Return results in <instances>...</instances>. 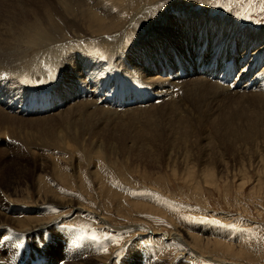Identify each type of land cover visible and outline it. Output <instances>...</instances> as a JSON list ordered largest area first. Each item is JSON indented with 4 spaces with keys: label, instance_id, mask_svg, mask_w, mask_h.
Listing matches in <instances>:
<instances>
[{
    "label": "rangeland",
    "instance_id": "1",
    "mask_svg": "<svg viewBox=\"0 0 264 264\" xmlns=\"http://www.w3.org/2000/svg\"><path fill=\"white\" fill-rule=\"evenodd\" d=\"M12 1L0 0L4 4ZM200 1L101 0L99 8L93 7L94 1L88 2L87 7L89 10L93 7L105 11L110 8L111 16L117 15L118 20L129 21L140 9H144L143 16H155L158 12L162 13L165 7L168 12L175 13L174 8L180 3L186 7L191 6L195 11L202 10L201 3H204V6L209 3L216 21L233 15L241 20L244 33L264 29V0ZM152 2L168 4L162 7L151 6ZM192 12L194 11L187 10V13ZM143 19L144 17L140 16L139 21ZM148 29L149 27H143L141 37ZM71 33L69 36L80 38L72 44L82 48L86 45L84 42L97 40L101 35L86 30L83 35L79 32L78 35L72 36ZM212 43L214 47L209 51L206 50L209 45L206 41L194 46L199 47L197 51L203 52L202 62L216 56L223 57L225 49L228 50L234 44L223 39ZM243 46L258 51V46L249 41ZM87 48L84 49L87 54L83 55L84 61L91 64V60L100 57L96 63H101L95 75L87 71L84 62L78 63L77 68L80 67V73L84 69L88 80V84L82 83L81 86L86 88V91H92V88H101V81H107V85L115 82L114 79H107L104 71L113 64L116 69H120L118 65H122V62L110 61L112 54H106L105 58H102L104 55L100 52L91 48L87 52ZM98 48L103 49L99 46ZM197 53L199 52H195ZM199 55L191 57L189 65L197 60ZM174 57H171L172 63L177 64L173 60ZM174 68L178 69L176 65ZM199 69L195 68L194 71ZM72 72L76 74L75 71ZM81 75L84 76L82 73ZM9 79L12 83V78ZM192 87L191 82L184 81L178 87L170 88L161 102H149L144 107L139 105L130 111L117 109L113 113L107 112L103 107L82 109L83 105L79 104V100L62 102L59 113L58 109H51L45 113L22 116L24 114L12 112L4 107L1 112L5 116L4 131H0V223L3 224L0 226V253L7 256L10 254L13 261H18L30 252L29 248H34L44 256L37 262L46 261L45 264H71L73 259L88 258L87 254L84 256L85 252L99 253L100 255H94L98 258L94 259V262L98 264H264V100L253 95L259 87L239 89L238 94L225 92L215 98L213 103L212 99L197 103ZM26 88L36 89L28 85ZM5 90L10 98L7 99L12 102L19 100V92L23 93L15 87ZM28 91L32 92L27 90L25 93ZM72 91H78V86ZM49 92L51 96L52 90ZM248 95H251L250 100ZM24 100L22 99L21 103ZM56 101L60 104L58 101L61 99ZM166 103L179 104V109L175 111L167 107ZM29 105H33L32 101ZM79 105L81 109L76 108L73 109L75 112L66 113L69 108ZM87 110V114L93 111L92 116L96 121L86 132L87 135L78 134L80 138L87 136V142L82 140L80 143V138H77L79 144L67 143V149L66 146L64 149L46 147L22 132L15 131V126L18 125L26 129L29 127L30 131L38 132V136L42 138L41 133L47 130L68 129L66 122L70 119L69 116L54 117L55 115H70L76 112L81 114ZM51 117L53 118L49 119ZM248 134L252 135L248 137ZM110 135L114 136V140ZM156 135H161L154 141L157 146L143 152L142 145L148 142V137L155 139ZM186 136L189 139L187 141L184 140ZM43 140L50 143V140ZM89 142L95 147L92 144L88 149L82 147V143ZM91 147L98 151L93 149L90 155ZM45 166L47 169L44 172L45 169L41 167ZM8 182L14 185L8 186ZM15 186L20 189L19 194H12V188ZM43 190L53 193L56 198L47 200L35 194L36 191ZM107 190L113 194L110 192L111 195H107ZM115 193L117 195L114 198ZM67 196L80 200L84 207L82 222L90 223V226L76 223L70 215L72 209L61 207ZM62 213H65L64 217L69 218L64 221L69 227V231L64 234L59 230L60 227H55L48 234L53 235L51 240H37L36 237L26 240L21 236L22 228L26 225L18 224L17 219H30L36 223L56 218ZM95 213L101 218L96 220L95 217L98 216ZM16 230H19V234ZM178 231L181 232L182 236L179 237L182 239L190 234L202 238V242L196 244L185 239L184 244L177 238L166 236L175 235ZM9 235L14 236L16 240L8 239L3 242ZM131 253L144 254L133 258ZM39 257L28 259L23 264Z\"/></svg>",
    "mask_w": 264,
    "mask_h": 264
},
{
    "label": "bare ground",
    "instance_id": "2",
    "mask_svg": "<svg viewBox=\"0 0 264 264\" xmlns=\"http://www.w3.org/2000/svg\"><path fill=\"white\" fill-rule=\"evenodd\" d=\"M91 1L95 2L94 3L95 6L93 7L98 6L97 8H99V6H101V0H13L9 4H4L0 2V76L8 75L10 78H12L11 80L14 87L21 86L22 88H26L27 85L36 89L48 87L47 90H52L53 94L51 93V96L50 94H48L47 96L43 97L42 100L44 101L46 98V101L51 103L53 109L59 110L58 113L61 112L60 107L62 105V102L67 103L68 101L75 102L78 100L80 102L79 104L83 105L81 106L82 109L86 110V108L89 107H94V108L103 107L107 110V112L113 113L118 108H112L110 106H105L103 103H98V98H99L98 96H95L96 98L81 99L78 96H76L77 91L75 92L72 91V89L75 90V87L79 86V84L82 83L88 84L87 77L84 74L85 73L84 69L83 71L81 70L82 71L81 73L84 75L82 76L79 70L80 67L77 68L78 63L82 64L84 62L85 65L84 67L87 68V71L92 72L94 75L100 69V67L98 66L100 65L101 62L98 61L96 63V61L99 60L100 57L97 60L94 59L90 61L91 64H95V65L97 64V66H92L91 64L88 63V61H84L83 55L87 56V54L84 52V49L88 47L87 52L89 48H91L97 52H100L101 55H104V57L102 58H105L106 54H112L113 57L110 59V61L118 60L122 62V65H118L120 69L113 70V67L111 66L110 68L107 69V71H105L107 73L106 74L107 79L120 78L121 85L136 86L144 90H146V87L151 86L152 90L157 91L158 93L159 92L163 93V96L167 95L170 88H176L179 85L183 84L184 81H189L193 84L192 87L193 94L195 95V101L197 103H200L204 100L209 101L210 99H212V103H213V100L215 98L219 97V95L225 92L230 93L232 91V93L238 94L240 87L231 90L229 86L232 83H229L228 84L229 86H227L224 85L223 83L212 80L209 76L200 72L199 68H198L199 70L197 71L195 70L193 72H188L189 74L186 76H176L172 78L170 77V74L172 72V67H174L176 63L175 62L172 63L171 57L172 55L175 56L173 59L175 61L180 60L181 62L184 63L185 61L186 63L187 60L191 63L192 61L191 57H193L194 55H199L200 53L199 51L196 50L199 49V47L196 48L194 46H198L200 45L201 42L206 41L210 45V46L207 45V49H206L209 51V49H211L213 46L212 41L219 42L221 41V39H223V40H230L231 42L234 43L232 44V46H230V48L227 47L228 50L225 49L226 53L225 52L223 53L228 54L229 59L235 62V65L238 68V74L240 73L241 76H244L247 71L245 69L246 66L251 65V63H254L256 65V66L255 65L252 66L251 69L255 73V79L253 81H257L256 86H258L259 88H257L258 90L256 92H253V95L254 97L257 96V98L264 100V67H262L264 65V29H260L261 27L259 28L260 30L247 31L248 32L247 34L244 33V29H242L244 25L240 23L241 20L233 15L228 16L229 19L226 18L228 21L226 19H221L216 21L214 18L216 16L213 14V9L211 5H209V3L207 4L208 6H204V3H201L202 10L200 11L192 10L190 8L191 6L186 7L180 5L181 4L180 3L176 5L174 8L176 15L175 13H173V11L168 12L167 11L168 8L166 9L165 7V10L162 13L158 12L155 14V16H151L147 14L146 17L143 16L145 15V12L142 10L144 9H140L135 16L132 15L130 17L129 21L128 20L122 21L121 19L118 20L117 15L111 16L110 8H106L107 10L105 11L102 8H100L101 10H98L96 8L91 7L89 10L87 6H88V2ZM196 2L198 3V1ZM150 4L151 6L161 5L162 7V6H166L168 3L166 4L162 2H152ZM147 7H149V5ZM187 10H191L194 12L187 13ZM140 16L141 18L144 17V19L141 21H139ZM127 23L128 25H126ZM143 27L144 28L149 27V29L143 35V37H141L142 34L140 35V32L142 31ZM85 30L86 32L90 31L93 34L96 33L97 35L99 34L101 35L98 36L97 40H93L91 42L89 41L84 42L86 45L83 46V48L77 46L76 44H72L74 40L75 41L80 40L79 37L77 38L74 35H78L79 32L80 34L83 35ZM69 33H71V35L74 37L69 36ZM247 41L256 44L258 46L256 50L258 51L256 52L253 51L251 47L246 49L247 45L246 47L243 45L247 44ZM98 46L103 49L100 50ZM182 49L183 52H181ZM184 49H187V51H185ZM214 50L218 51V49H214ZM195 52H199V53L195 54ZM126 53L128 54L126 55ZM204 53H206V51H204ZM202 55L203 52H201L199 56L201 57ZM125 56H127V58H125ZM190 66L191 65L187 67V70L189 69ZM195 68L196 67H194V69ZM177 70L175 69L174 73H176ZM235 70H237L236 67ZM72 71H75L76 74H73ZM165 71H168L167 76L163 74V72ZM71 73L72 75H70ZM130 73L131 74L134 73V75H131ZM66 76L69 77V80H67ZM57 81H59V83H57ZM258 81H259V85H257ZM106 83L107 81H101L100 85L105 86ZM92 91H94V88H92ZM249 96L251 97V95H248V99ZM56 99H61V101H58L60 104H57ZM255 100L257 99L255 98ZM257 101H261V100H257ZM2 104L0 102L1 132L4 131V124H5V116L3 115V113H1L5 106ZM76 105L78 106V104ZM80 105L79 107L75 106L69 108L66 113L71 111L75 112L73 109L76 108L81 109ZM145 105L146 104H142L140 106L144 107ZM178 105L167 104L166 106L176 111L177 109H179ZM137 106L139 105L126 107L121 110L130 111L135 109ZM88 110L81 112V114L78 112H76L75 114L70 113V115L66 113L65 114L57 113L58 115H55L54 117H57L59 115H66V118H68L67 116H69L70 119L66 122V127L68 129L65 131H63L62 129H58V130H47L46 132H42L41 133L42 138L45 140H50L49 141L50 143H45L46 141H44L41 137L38 136V132L34 133L30 131L29 127H27L28 129L27 130L26 127H22V126L20 127L18 125L17 127L15 126V131L22 132L31 140L32 139L34 141L37 140L40 143H42V145L44 144V146L46 147L52 146L54 148L58 147L60 149L61 148L64 149V147L66 146L67 149L68 147L67 143H70V145H75L77 142L79 144L77 138H80V136H78V134H82V133L86 134V132L91 128L94 122H96L93 118L94 116H92L93 111H89L88 114L85 113L88 112ZM90 110L92 109L90 108ZM10 116L13 117L12 115ZM52 118L53 117L49 119ZM71 128H73V130ZM236 135H240V134H236ZM250 135L252 134H248L247 136L250 137ZM112 136L110 135V137ZM160 136L156 135L155 139H153V137H148V142L142 145V148H144L143 152H146V150H148L150 147L151 148L156 147L157 144L154 141ZM86 137L87 136H85V138ZM113 137L112 139L114 140ZM81 138H80V143L82 140H85L84 141L85 143L87 142L85 138L82 139ZM187 138L188 136L184 137V140L186 141L189 140ZM85 143L84 144L82 143V147H84L85 149H88L89 146L92 144V143L90 144V142L87 144ZM90 149H91L89 152L90 155L93 149L96 152L98 151V149L93 147H91ZM150 157H152V155H150ZM46 166L41 167L45 169L44 172L47 169ZM13 185H14L13 183L8 182V186H13ZM17 187L18 186L12 188L11 191L12 194L20 193L19 192L20 189ZM110 192H111L110 190H107L108 193L107 195H109ZM111 193L113 194V192ZM35 194L39 197L42 196L43 199H47V200H51V198H56V195L50 193L47 190L36 191ZM116 195H117L116 193L113 195L114 198ZM64 200L65 201L63 202L61 201L62 203L60 202L61 204H63L61 205V207L63 208L68 207L72 209L70 213V215L73 216V218L71 217L72 220L75 221L76 223L79 222L80 225L87 226L89 224L88 226H90V223L84 224V222H82L83 220L82 217L84 216L83 215L84 207L80 202V200L77 199L76 197H68V196L67 198H64ZM64 214L62 213L56 218L54 217L36 223H33L34 221L32 222V220L30 221V219L27 220L17 219L16 222L18 224L26 225L25 228H22L21 236L23 238H26V240H29L38 236L41 237L42 235H44V232L53 230L55 229V227L56 228L60 227L59 230H61V233L63 234L67 230L69 231L68 225L64 223V221L68 220L69 218L64 217L63 216ZM95 214H97L98 216V213ZM97 218H101V217L100 216L95 217L96 220ZM101 222L102 221H100V223ZM1 225L3 224L0 223V226ZM179 235L182 236L181 232L178 231L175 233V235L168 234L166 236H169V238L170 237L177 238V240H181L184 244H186L184 242L185 239H187L188 241L190 240L191 242L196 244L202 242V238L198 236L187 234V236H185L186 238L182 239V237H179ZM210 242L211 241H209V244ZM215 245H217V243ZM205 246H203L202 248L205 249ZM83 254L84 256L88 255V258L86 259L80 258V260L73 259L70 263L98 264L94 262V259H98L94 255L99 253L85 252ZM143 254L144 253H131L130 255L133 256V258H135V257H141ZM5 259L7 258L6 257L4 258L3 253H0V261ZM27 260L28 258H25L24 260H21L17 264H21V263L23 264L24 261ZM37 264H41V263L37 262Z\"/></svg>",
    "mask_w": 264,
    "mask_h": 264
}]
</instances>
